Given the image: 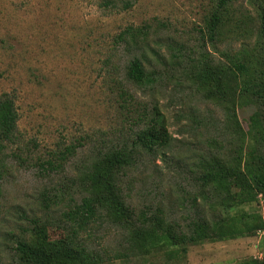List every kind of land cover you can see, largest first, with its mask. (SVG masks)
<instances>
[{
    "label": "rangeland",
    "instance_id": "1",
    "mask_svg": "<svg viewBox=\"0 0 264 264\" xmlns=\"http://www.w3.org/2000/svg\"><path fill=\"white\" fill-rule=\"evenodd\" d=\"M129 1L128 8L119 4L109 10L98 0H0V93L15 97L21 138L16 152L27 154L29 148L32 156L24 161L8 156L0 180V264H20L16 241L33 220L65 232L67 213L83 195L80 178L88 163L98 150L132 147L134 132L154 107L164 115L173 141L164 150L135 148L119 177L126 202L137 214L162 212L181 229L213 215L215 200L208 192L204 199L196 163L213 140L226 141L224 111L203 97L194 80L201 51L221 58L205 34L209 0ZM129 25L145 26L134 43L118 37ZM238 47L236 42L233 49ZM135 55L153 74L151 83L127 80L126 66ZM253 110L249 104L238 108L244 127ZM78 142L62 167L37 164L50 157L54 163L48 151ZM251 206L244 208L264 212L262 201ZM263 232L190 245L177 259L140 252L132 245L131 229L104 214L78 236L101 264H231L263 258Z\"/></svg>",
    "mask_w": 264,
    "mask_h": 264
},
{
    "label": "trees",
    "instance_id": "2",
    "mask_svg": "<svg viewBox=\"0 0 264 264\" xmlns=\"http://www.w3.org/2000/svg\"><path fill=\"white\" fill-rule=\"evenodd\" d=\"M119 4L121 8L131 6L129 0H98L99 7L109 10L118 9ZM203 22L210 47L221 58L216 60L199 51L201 59L195 65L194 80L203 97L223 109L227 135L225 142L213 140L210 152L200 155L196 163V180L204 199L209 198L205 194L208 192L215 200L212 217H198L181 229L177 223L165 220L162 212L151 216L137 214L126 202L119 177L131 163L135 148L149 152L164 150L173 141L164 115L154 107L151 118L134 132L132 147L113 145L98 150L88 163L80 178L83 195L67 213L70 222L63 223L65 232L56 226L53 230V224L32 221L26 236L16 241L15 253L20 264H101L100 257L78 236L97 214L130 228L132 245L140 252H162L172 259L184 256L190 245L264 231V212L244 208L264 203V0H209ZM144 28L129 25L118 37L134 43L145 34ZM236 42L239 47L234 50ZM219 44L224 48L220 49ZM125 74L128 81L137 85L153 81V74L145 70L142 59L136 55L129 60ZM122 94L131 97L124 89ZM245 104L254 107L246 127L237 114L238 108ZM18 118L15 97L10 92L0 93V180L7 169L8 156L19 161L32 157L28 147L27 154L16 152L21 140ZM78 144L81 142L58 146L48 151L54 163L50 157L37 164L60 168L76 152ZM1 192L0 183V195ZM216 208L221 212H214ZM261 246L264 250V232ZM231 264H264V257Z\"/></svg>",
    "mask_w": 264,
    "mask_h": 264
}]
</instances>
